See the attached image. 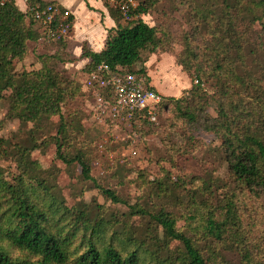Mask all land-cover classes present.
Returning a JSON list of instances; mask_svg holds the SVG:
<instances>
[{
    "label": "trees",
    "instance_id": "1",
    "mask_svg": "<svg viewBox=\"0 0 264 264\" xmlns=\"http://www.w3.org/2000/svg\"><path fill=\"white\" fill-rule=\"evenodd\" d=\"M102 2L115 29L100 52L82 46L80 57L88 62L80 73L86 77L104 65L149 81V57L178 45L174 61L191 85L180 98L162 96L157 117L171 111V125L189 140L193 132L211 133L216 143L209 154L222 175L194 176L189 189L169 182L163 167L153 180L141 175L146 198L164 202L158 205L130 204L97 185L83 125L94 91L59 69L76 61L68 38L47 40L55 50L39 56L37 70L19 73L13 64L24 58L28 42L46 40L31 9L54 2L27 0L22 12L8 0L0 5V104L7 106L0 131L5 121L20 128L11 139L0 135V264H264V0H137L129 22ZM146 15L154 26L142 20ZM170 134L167 148L178 153L185 139L175 129ZM50 146L67 172L79 168L102 204L85 202L84 190L67 204L57 166L44 168L32 158ZM170 202L180 204L186 230L177 227Z\"/></svg>",
    "mask_w": 264,
    "mask_h": 264
},
{
    "label": "rangeland",
    "instance_id": "2",
    "mask_svg": "<svg viewBox=\"0 0 264 264\" xmlns=\"http://www.w3.org/2000/svg\"><path fill=\"white\" fill-rule=\"evenodd\" d=\"M103 1L108 5V0ZM18 4L19 10L20 5H26L25 0H19ZM142 20L149 26L155 25L153 15L142 16ZM172 49L171 52H159L150 56L147 61L148 65L145 68L147 76L148 73L152 75L156 88L163 96L174 97L176 95L175 98H180L184 90L190 88L191 82L174 61V55L180 51V47L176 45ZM54 50L55 44L47 42V40L38 43L28 42L24 58L13 62L16 72H29L39 69V56L52 53ZM82 67L83 65L78 61L72 65L70 63L59 65V69L67 78H77L80 82L85 78V75L80 73ZM151 75L148 76L149 80H151ZM204 88L207 92H210L209 85H205ZM6 112L7 106L0 104V121L3 120ZM85 113L88 118L84 120L83 125L86 129H89L86 144L89 146L91 156V176L97 185L113 190L130 204H142L145 201H152L155 205L164 203L155 197L150 200L147 199L149 189L143 187L139 180L141 175L147 176L148 180H153L157 176L161 177L164 174L162 167L168 172L169 182L176 183L179 180L185 184L186 189H189V182L194 176L205 177V174H212L213 177H216L222 175V167L209 154L210 148L216 143L213 135L201 130L191 133V140L187 139L188 133L183 132V129L179 128L178 125H171V111H165L159 117L155 126H151V128L146 126L139 130L134 129L131 132L114 126H110L108 129L102 128L103 131L96 130L94 129L96 125L93 117L87 109ZM19 128L17 121H5L1 127L0 135L11 139L14 134L18 133ZM172 129L177 130L178 134L183 135L185 139L182 140V147L185 152L183 155L181 153L182 147H180L178 153L170 152L167 148ZM129 138L136 141L133 150L134 155L130 154L129 151L133 146ZM167 153L174 160L175 167L166 161L168 158ZM32 158L44 168H48L52 163L57 166L60 170L58 184L69 206L78 201L82 190L85 191L83 196L85 202H91L92 200L99 204L104 202L91 182L81 180L78 167H75L71 174L64 169L63 164L55 159L53 146L45 150V153L33 152ZM107 205L110 206V203L108 202ZM166 205L168 210L172 211L178 218L177 227L186 230L188 220L186 221L183 218L185 214L180 209V204L175 205L170 202ZM110 207L113 208V206ZM119 209L126 210L121 206ZM192 222L195 223L194 220ZM227 258L234 263L238 262L235 256L228 255Z\"/></svg>",
    "mask_w": 264,
    "mask_h": 264
},
{
    "label": "built area",
    "instance_id": "3",
    "mask_svg": "<svg viewBox=\"0 0 264 264\" xmlns=\"http://www.w3.org/2000/svg\"><path fill=\"white\" fill-rule=\"evenodd\" d=\"M8 0H0L3 5ZM27 0H25L26 3ZM108 5L117 9L125 22L134 17L129 14L137 6V0H108ZM34 20L44 28L46 40H61L69 37L70 13L61 6L52 4L31 9ZM87 89L94 91L92 110L87 109L97 124L138 130L142 123L157 124L158 110L163 100L145 76L132 73L116 74L101 65L82 81ZM135 154L133 138H129ZM128 142V141H127Z\"/></svg>",
    "mask_w": 264,
    "mask_h": 264
},
{
    "label": "crops",
    "instance_id": "4",
    "mask_svg": "<svg viewBox=\"0 0 264 264\" xmlns=\"http://www.w3.org/2000/svg\"><path fill=\"white\" fill-rule=\"evenodd\" d=\"M18 1L19 0H15V4L17 6L19 5ZM42 1L54 2V4L59 5L63 9L69 11L71 17L73 18L72 33H69L68 37L69 47L71 48L69 52L73 58H75L76 61L74 62L78 61L81 65H85L88 62V59L80 57L82 46L85 45L93 52H100L104 47L108 31L115 29V24L109 17L107 9L103 6L102 0ZM26 9L27 6L25 4L20 5V10L22 12H24ZM73 63H70V65ZM147 65L148 62L145 64V67ZM150 75L151 74L148 73L149 77ZM150 79V84L160 95H162L156 88L152 75Z\"/></svg>",
    "mask_w": 264,
    "mask_h": 264
}]
</instances>
